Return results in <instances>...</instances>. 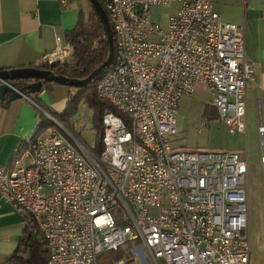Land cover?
<instances>
[{"label": "built area", "instance_id": "obj_1", "mask_svg": "<svg viewBox=\"0 0 264 264\" xmlns=\"http://www.w3.org/2000/svg\"><path fill=\"white\" fill-rule=\"evenodd\" d=\"M104 2L115 54L97 94L120 114L103 115V150L95 155L35 103L57 126L19 145L13 164L0 169L1 194L44 237L46 264H101L103 257L140 264L143 247L154 264H251L243 153L172 143L181 101L199 84L219 121L247 133L255 66L245 23L224 21L212 0ZM160 4L178 5L166 31L152 20L151 7ZM73 54L72 45L59 44L43 61L65 63Z\"/></svg>", "mask_w": 264, "mask_h": 264}, {"label": "crops", "instance_id": "obj_2", "mask_svg": "<svg viewBox=\"0 0 264 264\" xmlns=\"http://www.w3.org/2000/svg\"><path fill=\"white\" fill-rule=\"evenodd\" d=\"M212 3L224 21L245 23L246 55L255 66V80L247 86L246 111L248 104L258 108L259 127H264V0H212ZM80 17L81 11L69 0L67 5L61 0H0V70L29 67L42 62L59 44L68 46L66 33L78 24ZM55 84L63 85L54 83L53 100L49 90L38 97L50 109L65 95L64 89L56 88ZM2 85L3 82L1 88ZM12 95V91L5 95L7 107L0 103V169L13 164L16 149L37 133L41 118L32 98L23 94L10 98ZM25 221L26 216L0 192V264H7L19 247Z\"/></svg>", "mask_w": 264, "mask_h": 264}, {"label": "rangeland", "instance_id": "obj_3", "mask_svg": "<svg viewBox=\"0 0 264 264\" xmlns=\"http://www.w3.org/2000/svg\"><path fill=\"white\" fill-rule=\"evenodd\" d=\"M69 1L74 8L81 11V15L85 20L89 19L91 6L88 0ZM88 7L90 10H88ZM177 7V4L153 5L151 7L152 20L164 31L168 30L169 19L176 12ZM151 38L157 40L156 37ZM72 59L69 61H72ZM55 86L65 91L64 99L57 101L54 105L55 110L51 109L53 112L60 114L66 107L67 96L70 91L75 93L76 90L65 85L55 84ZM48 92L51 98L52 91L49 90ZM51 99L53 100V98ZM211 99L212 96L205 86H199L191 96H184L179 108L178 133L172 137V143L175 148L186 150L208 151L222 149L243 153V157L248 163V230L252 251L251 264H264V163L262 162L264 156V132L261 134L259 131V111L258 108L256 109V107L248 104L246 111L247 133L245 135L231 133L224 122H220L219 119H210L205 114L206 105L210 103ZM92 113V109L82 100L78 105V109L69 118L68 126L63 123L75 134L77 139L68 129L63 127L90 151H92L96 142ZM203 122L204 124H202ZM200 127L202 128L201 131H199ZM114 216L115 218L117 216L122 217L117 212H114ZM143 249L146 258L141 257L139 259L140 264H154L149 255H147L146 249L144 247ZM121 252L124 253L122 250ZM101 264H106L105 257L101 259Z\"/></svg>", "mask_w": 264, "mask_h": 264}, {"label": "trees", "instance_id": "obj_4", "mask_svg": "<svg viewBox=\"0 0 264 264\" xmlns=\"http://www.w3.org/2000/svg\"><path fill=\"white\" fill-rule=\"evenodd\" d=\"M99 1L109 16V12L106 8L104 0ZM88 3L91 6L89 19L85 20L81 15L78 24L66 33V42L72 45L74 48L72 61L65 63L59 62L54 66L42 61L37 64L33 63L29 67H35L37 69L43 70L51 69L57 75L83 80L89 77L96 69L106 62L109 56L108 36L106 35L102 21L96 10L93 8L89 0ZM112 69L113 64L110 67L105 68L92 80L91 83L85 87H71L75 89L76 92L72 93L70 91L66 107L60 114L53 112L47 106L42 105L40 99L38 98L42 91L51 90L53 88L54 82L42 81L43 84L40 89H37L34 86L35 83L41 81L38 79H15L12 80L11 83H13L17 89L22 90L23 95L32 98L37 104L51 113V115H53L62 126L68 129L76 139L77 137L75 134L67 127L69 124L68 120L78 109L79 103L84 100L89 108L93 111L92 120L94 129L96 131V142L92 152L95 155H99L104 148V113L108 110H113L120 114L107 100L100 98L97 94L98 83L105 76H107ZM0 103L3 107H7L9 104L7 98L2 100L0 99ZM205 114H207L210 119L219 118L217 109L210 103L206 105ZM51 126H57V124L53 120L49 119L43 112H41V118L37 127L38 130L36 136L40 135L45 129ZM80 143L83 144L82 142ZM49 254L50 251L40 231L35 229L34 226L26 227L25 234L20 240L19 247L8 258L7 264H46ZM122 255L123 253L121 251H117L114 253V258H120Z\"/></svg>", "mask_w": 264, "mask_h": 264}, {"label": "water", "instance_id": "obj_5", "mask_svg": "<svg viewBox=\"0 0 264 264\" xmlns=\"http://www.w3.org/2000/svg\"><path fill=\"white\" fill-rule=\"evenodd\" d=\"M96 10L97 14L99 15L102 24L104 26L106 35L108 36V43H109V56L108 59L104 64H102L98 69H96L89 77L86 79H74L70 77H66L63 75L55 74L51 69L43 70L37 69L35 67H23V68H16V69H6L0 70V81L3 82V88L0 87V99H4L7 92L12 91L13 95L10 98H13L14 95H22V90H19L15 87L12 80L15 79H38L41 80L38 83H35L34 86L37 89L42 87L43 82H54L58 84L67 85L69 87L80 88L85 87L92 80L100 74L105 68L110 67L114 61V54H115V46H114V34L112 30L111 21L105 9L103 8L101 2L99 0H89ZM60 61L54 62L51 64L54 66L55 64L59 63ZM5 89V90H4Z\"/></svg>", "mask_w": 264, "mask_h": 264}]
</instances>
